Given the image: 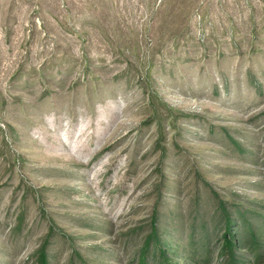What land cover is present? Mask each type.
I'll list each match as a JSON object with an SVG mask.
<instances>
[{"label":"rangeland","instance_id":"obj_1","mask_svg":"<svg viewBox=\"0 0 264 264\" xmlns=\"http://www.w3.org/2000/svg\"><path fill=\"white\" fill-rule=\"evenodd\" d=\"M159 195L182 257L146 244ZM238 210L264 219V0H0V264H226Z\"/></svg>","mask_w":264,"mask_h":264},{"label":"trees","instance_id":"obj_2","mask_svg":"<svg viewBox=\"0 0 264 264\" xmlns=\"http://www.w3.org/2000/svg\"><path fill=\"white\" fill-rule=\"evenodd\" d=\"M162 176L160 191L168 188L167 179ZM168 183V184H167ZM226 203L223 201L217 202L212 208H216L217 212L222 211L226 215V222L224 224L230 225L232 222V216L225 208ZM206 212V211H205ZM223 215V216H224ZM254 218H249L243 216L240 210L237 211V220L241 221V228L238 230L237 235L234 236L232 230H227L224 234V249L227 250L226 255L228 256L225 260L226 264H244L248 262V255L250 253H256L259 255V251L263 249L264 241L262 240L263 228L262 222L264 219L261 216L250 214ZM206 216H203L202 225L207 228V224L210 223ZM254 221V222H253ZM175 222H177L175 224ZM208 222V223H207ZM253 223V224H252ZM176 225V226H175ZM152 231L148 236H146V244L149 246L154 240L156 241L157 247L160 253L165 257L166 254L174 253L173 255L182 257L183 252H180L179 247L182 245L180 238H178L179 233L183 232L184 224L182 218L181 206L176 202L173 205H165L162 195H159L158 201L155 203L152 209ZM167 227V228H166ZM173 227L176 229L169 235L165 234L166 230ZM196 225H193V228ZM241 235V236H240ZM239 236V237H238ZM244 247L246 251L240 252L239 255L236 254V250ZM208 255L206 254L200 256V261L208 260ZM259 258V256H258ZM38 264H49V257L47 255L46 247L41 249L38 254Z\"/></svg>","mask_w":264,"mask_h":264}]
</instances>
